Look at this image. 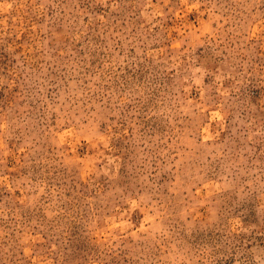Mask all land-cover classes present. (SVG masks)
Returning <instances> with one entry per match:
<instances>
[{
    "label": "rangeland",
    "instance_id": "rangeland-1",
    "mask_svg": "<svg viewBox=\"0 0 264 264\" xmlns=\"http://www.w3.org/2000/svg\"><path fill=\"white\" fill-rule=\"evenodd\" d=\"M0 264H264V0H0Z\"/></svg>",
    "mask_w": 264,
    "mask_h": 264
}]
</instances>
